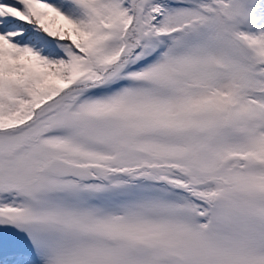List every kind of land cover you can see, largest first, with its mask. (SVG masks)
<instances>
[{
  "label": "snow or ice",
  "instance_id": "6c2138e0",
  "mask_svg": "<svg viewBox=\"0 0 264 264\" xmlns=\"http://www.w3.org/2000/svg\"><path fill=\"white\" fill-rule=\"evenodd\" d=\"M0 264H264V0H0Z\"/></svg>",
  "mask_w": 264,
  "mask_h": 264
}]
</instances>
